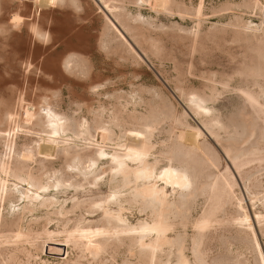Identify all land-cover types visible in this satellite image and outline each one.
Here are the masks:
<instances>
[{"label":"rangeland","instance_id":"374dc122","mask_svg":"<svg viewBox=\"0 0 264 264\" xmlns=\"http://www.w3.org/2000/svg\"><path fill=\"white\" fill-rule=\"evenodd\" d=\"M37 1L0 0V264H264V0Z\"/></svg>","mask_w":264,"mask_h":264},{"label":"bare ground","instance_id":"6f19581e","mask_svg":"<svg viewBox=\"0 0 264 264\" xmlns=\"http://www.w3.org/2000/svg\"><path fill=\"white\" fill-rule=\"evenodd\" d=\"M148 1H149V5L152 9L153 8H161L162 9L165 7V4H166V0H148ZM11 18H10L12 21L11 24L13 26H19L23 22L22 17L18 16L17 14H14L13 17H11ZM20 105H22V104H20ZM22 108H23V112L21 111L22 113L21 114L19 113L20 114L19 116L22 117L23 120H32L33 116H34V109L28 105H26L25 107L22 106ZM22 108H21V110H22ZM48 114L49 113L46 114V116H48V117H46V123H47L48 129H49L48 136H49V139L55 140L57 138V136L59 135V132L61 130L60 119L57 118V116H55V115H52V114L48 115ZM16 117L17 116H15V118ZM179 145H182V144H179ZM171 148H172V146H171ZM184 150L186 151V157L188 158V160H194L197 156L200 155V154H197V149H189L188 148L186 150V148L184 147ZM147 152H148V146L144 143L137 142L136 146H135V150L131 155V161H133V162H135L137 160L139 161L140 159H142L146 155ZM28 156L30 157V155H28ZM28 156H27V158H29ZM23 157H24V155H23ZM206 159H208V157H206ZM116 163H117L118 171L123 176H126L129 173H131V175L133 176L134 182H137L140 179L141 180H148L152 176V169L151 168H144L143 167L141 169L128 171V166L126 164V161L118 160V161H116ZM158 178H159V181L162 182L163 186H166V185L174 186L175 185V186L179 187V186H182L184 184V181H185L184 177L182 175L178 174L175 170H173L169 167L162 169L158 175ZM135 193L142 198L149 197L152 194H157V195H159L158 197H161L164 194L163 188L153 189V187L151 185L150 186L144 185L140 188H137V189H135ZM138 231L140 233H144V232H148L150 230H149V228H144V229H140ZM49 237H50V235H49ZM86 240H87V250L90 253H94L97 249V246L91 245L90 236H87ZM65 242L68 243L69 242L68 239ZM49 250L52 251L50 248H49ZM180 264H187L186 260L184 258H181Z\"/></svg>","mask_w":264,"mask_h":264}]
</instances>
